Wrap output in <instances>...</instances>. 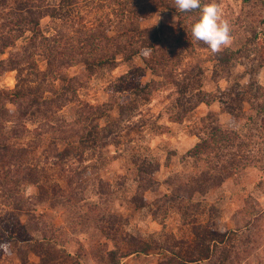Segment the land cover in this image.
I'll return each instance as SVG.
<instances>
[{
	"label": "rangeland",
	"instance_id": "374dc122",
	"mask_svg": "<svg viewBox=\"0 0 264 264\" xmlns=\"http://www.w3.org/2000/svg\"><path fill=\"white\" fill-rule=\"evenodd\" d=\"M120 2L149 64L88 70L79 53L122 41ZM60 3L0 0V92L24 93L0 94V264H264V0H216V52L174 0Z\"/></svg>",
	"mask_w": 264,
	"mask_h": 264
},
{
	"label": "trees",
	"instance_id": "16d2710c",
	"mask_svg": "<svg viewBox=\"0 0 264 264\" xmlns=\"http://www.w3.org/2000/svg\"><path fill=\"white\" fill-rule=\"evenodd\" d=\"M71 2V0H61V3L57 6L54 7L53 11L50 13L51 16H65L68 14V10L66 8L67 5H69ZM121 6L119 8V10L117 11L118 14V19L117 22H119L120 24H122L124 27H126V31H124L123 36H122V41L117 45L116 47V51L115 52H109V51H105V52H101V53H94L93 56L90 54H84V53H79L81 55V60L84 62V64L86 65L88 70H93L95 67L97 66H104V65H113L114 62L116 61L117 55L122 53L125 54L128 57H132L135 54H139L143 59H145V62L148 63L149 61H147L148 59H146V50L153 48V44L152 45H147L146 41L139 43L138 41L134 40V33L135 32H139L141 31L142 33V29H140L139 26H137V21L135 20L134 17H142L145 16V14L141 13L140 8L137 6V4H135V7L133 6H129V4H127L126 2H120ZM132 16V17H131ZM24 21L29 22V24H32V32L33 33H39L40 30V24L39 22L36 20L35 17H21L19 19V24H23ZM128 21V22H127ZM128 23V24H127ZM147 33H151V29L147 31ZM84 37L81 38V43L83 45L85 44H89V45H95V39H91L86 37L83 34ZM100 38L99 41H102L101 39H107L106 33L105 32H101V33H97L95 34V37ZM9 40V37H7ZM136 39V38H135ZM153 40H157V37L153 36ZM8 41H5L2 43L3 45H0V53H3V47H7L9 45H11V41H9V43H7ZM91 47V46H90ZM89 47V48H90ZM95 46H92L91 49H94ZM131 48V49H130ZM66 61L65 57L63 56H59L58 58V62L60 63H64ZM149 64V63H148ZM0 94H2L3 96H5L6 94H8L9 96L14 95L17 98H20L21 96L24 95V93L19 89V90H15L12 92H8L6 90H2L0 92ZM1 96V95H0ZM13 97V96H12ZM209 248V247H208ZM204 256V258H210L211 256H209V252L202 255ZM201 259V258H200ZM196 262L197 259H184L182 257H179V259H172L171 256H163L162 260H161V264H173V262L175 264H188L189 262ZM188 262V263H187Z\"/></svg>",
	"mask_w": 264,
	"mask_h": 264
},
{
	"label": "clouds",
	"instance_id": "9594fccd",
	"mask_svg": "<svg viewBox=\"0 0 264 264\" xmlns=\"http://www.w3.org/2000/svg\"><path fill=\"white\" fill-rule=\"evenodd\" d=\"M176 13H189L198 10V18L191 24V37L202 41L212 52L231 42V29L216 0L203 3L202 0H174ZM175 19V18H174Z\"/></svg>",
	"mask_w": 264,
	"mask_h": 264
}]
</instances>
